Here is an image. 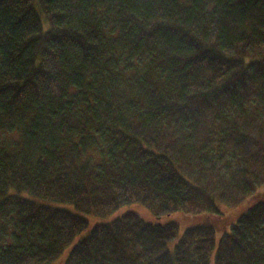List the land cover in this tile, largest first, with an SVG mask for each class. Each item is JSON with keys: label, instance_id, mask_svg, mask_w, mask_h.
<instances>
[{"label": "trees", "instance_id": "obj_1", "mask_svg": "<svg viewBox=\"0 0 264 264\" xmlns=\"http://www.w3.org/2000/svg\"><path fill=\"white\" fill-rule=\"evenodd\" d=\"M262 174L264 0H0V264H264Z\"/></svg>", "mask_w": 264, "mask_h": 264}, {"label": "rangeland", "instance_id": "obj_2", "mask_svg": "<svg viewBox=\"0 0 264 264\" xmlns=\"http://www.w3.org/2000/svg\"><path fill=\"white\" fill-rule=\"evenodd\" d=\"M264 175V174H262ZM259 192V194H263L264 193V179L262 180V182L260 184H258L253 192ZM246 199H249L248 196H245V198L241 199L239 203H237L236 205H227V204H220L219 208L220 210H222L223 212H225L226 214H228V220L230 221L232 217V213L231 210L237 208L238 211H241L244 207V203L246 202ZM127 210H135L136 212L139 213V215L141 216V218L145 219V220H155V217L151 214V212H149L142 204L139 203H134L130 206H125L122 207L121 209H119L118 212H123V211H127ZM177 221L179 226L181 227V229H183V227H185L188 223H189V219L187 218V216L185 215H177ZM233 221V220H232ZM229 223V222H228ZM226 223V225L228 224ZM225 228V226H224ZM213 255L212 258L209 259L210 263L211 261L213 262Z\"/></svg>", "mask_w": 264, "mask_h": 264}]
</instances>
